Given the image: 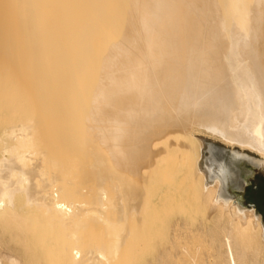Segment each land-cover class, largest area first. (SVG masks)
I'll return each instance as SVG.
<instances>
[{"label": "bare ground", "instance_id": "6f19581e", "mask_svg": "<svg viewBox=\"0 0 264 264\" xmlns=\"http://www.w3.org/2000/svg\"><path fill=\"white\" fill-rule=\"evenodd\" d=\"M27 86L41 110L63 99L73 118L76 103L71 129L88 134H59V121L47 134L45 117L38 134ZM0 126V223L13 226L26 263L135 264L132 227H145L149 206L156 219L169 206L185 214L183 228L205 214L196 231L222 239L226 264H264V225L228 191L238 187L230 158L196 135L204 127L264 165V0H0ZM74 164L99 186L78 188ZM103 166L126 188L122 207L108 206ZM107 207L122 208L118 221ZM89 217L115 226L112 243L94 238Z\"/></svg>", "mask_w": 264, "mask_h": 264}, {"label": "rangeland", "instance_id": "374dc122", "mask_svg": "<svg viewBox=\"0 0 264 264\" xmlns=\"http://www.w3.org/2000/svg\"><path fill=\"white\" fill-rule=\"evenodd\" d=\"M31 87V86H30ZM29 87V88H30ZM29 88H28V86H27V91H29ZM34 91H35V89H33ZM32 93H31V92ZM29 91V96H31L32 95V97H29L28 96V94H27V96L29 97V100H28V98H27V102L29 103H31V99L33 98V100L32 101H34V103H33V105H36V102L37 101H39L38 100V98L36 99V97H37V95L35 94V93H33L34 91H32V87H31V90ZM36 92V91H35ZM33 95H35L36 97H34ZM35 99V100H34ZM61 101V102H60ZM65 102V100H63V99H61V100H59V102L58 103H60L61 104V107H60V104H58V103H56L55 105H48V106H44V107H42V109L43 110H41V109H39L40 108V105H39V103L37 102V111L36 112H34V113H32V108H34V106L32 107V108H29L28 109V107H27V109L28 110H30V109H32L31 110V114L33 115L32 117H36V116H38V118L40 119V118H42V120L40 121V123H42V124H46V122L47 123H49L50 125L53 123V125L57 122L58 124H60V126H58L57 125V127H59V128H61L62 126V128H61V130H60V133H59V128H53L52 127V125L50 126V127H52L53 129H51L49 126L47 127V124H46V126L45 127H47L46 129H45V127H44V125H37L38 126V128L37 129H39V131L36 129V132L38 133V134H41V133H43V134H45L46 133V131H48L47 129L48 128H50V131H48L47 132V134H64L65 132H66V134H76V132H77V134H88V132H86V131H83V132H79L78 133V131H76V132H74L75 130H77L76 128H73V130L71 129V123H70V121L69 120H72V119H76L77 118V112H75L76 111V107H77V104H76V106H75V104H74V106H73V118H71L70 117V115H69V112H68V108L67 107H65L66 105L64 104V102ZM66 103V102H65ZM59 105V106H58ZM65 105V106H64ZM36 106H35V108H36ZM58 107V109L56 108V107ZM62 106L64 107L63 109H62ZM47 107V110H45V108ZM52 107V108H51ZM74 107H75V109H74ZM49 109V110H48ZM50 109L54 112V114H53V112L52 111H50ZM61 109H62V111H61ZM67 109V110H66ZM66 112H65V111ZM35 111V110H34ZM40 111V112H39ZM46 111V112H45ZM48 111H50V112H48ZM56 111V112H55ZM28 112V111H27ZM39 112V113H38ZM43 112V113H42ZM62 114H61V113ZM72 112V111H71ZM29 113V115H28V117L29 116H31V114H30V112H28ZM38 113V115H36V114ZM53 114L54 115V122L53 121H51L52 120V117H51V120L50 121H47L49 118V116L47 117V115L48 114ZM57 113V114H56ZM46 114V115H45ZM51 114V115H52ZM43 115V116H42ZM55 115H57V117H55ZM62 118H61V117ZM65 116V117H64ZM70 117V118H68V117ZM47 118L46 120H45V118ZM75 117V118H74ZM31 118V117H30ZM37 118V117H36ZM44 118V119H43ZM57 121H56V120ZM59 119H61V120H59ZM62 119H65L64 121L62 120ZM27 120H30L29 118L27 119ZM46 122H45V121ZM60 123H59V122ZM67 121H69V122H67ZM63 122L65 123V124H63ZM56 123V124H57ZM70 123V124H69ZM48 124V125H49ZM65 126V127H64ZM41 127H43L44 129H40ZM55 127V126H54ZM55 129H56V133L54 132L55 131ZM62 129L64 130L63 132H62ZM201 129V130H200ZM0 130H1V126H0ZM44 130V131H43ZM46 130V131H45ZM51 130L53 131V133H49V132H51ZM58 130V131H57ZM67 130V131H66ZM199 131H200V133L197 131L196 132V135H197V137L200 139L201 137V141L202 142H204V141H211V142H214V140H215V143H217V144H219V145H222L221 143H220V139H219V137L217 136V135H214V140H212V139H208V138H206V136H205V133L207 134V130L206 129H204V127L203 128H201V127H199ZM202 131V132H201ZM36 132H34L35 134H36ZM204 132V133H203ZM33 133V134H34ZM202 133V134H201ZM216 137V138H215ZM206 138V139H205ZM234 146V145H233ZM90 148H91V146H90ZM88 149V150H91L92 151V149L93 148H91V149ZM234 149L233 150H237V149H239L240 150V148H241V146L239 145L238 146V144H235V146L233 147ZM241 152H244V153H247L248 155H250V156H252V157H255V158H257V159H259L260 160V154L259 153H256V152H250V151H241ZM260 164V165H259ZM83 165L84 164H82V165H80L79 164V167L81 166V167H83ZM263 164L261 163V162H255V164H253V163H251V162H249V161H247L245 164H244V166H243V170H241L240 171V176L238 177V183H239V188H232V187H230L229 189H228V191L230 192V193H232L233 194V192H237V194H239L241 197H240V205L243 207V208H251V209H253L254 210V212L260 217V220L262 221V225H264V210L262 209V208H254V207H251V206H248L247 205V202H248V200H251V198L249 197L251 194H252V191L255 189V188H252V187H250V186H247V183H249L248 182V180H250L251 181V183H253V186H256L259 190H262V193H261V198H264V165L262 166ZM77 166V167H76ZM85 166V165H84ZM73 167V166H72ZM76 167V168H75ZM74 168L75 169H73V170H75L74 172L75 173H77V175L78 174H80V171H81V169H78V165H75L74 164ZM106 166H103V168H101V170H102V174L103 175H107V178H109V180H107L106 181V183L104 182V188L107 190V193H108V197H109V204H108V206H109V208L110 207H114V206H112V205H115V207H116V205H118L117 203H119L120 204V200L116 197V196H118L119 197V195H117V194H121V193H118L119 191H120V187H121V191H122V189L124 188V190L123 191H125L126 190V188L122 185L123 184V182L122 181H119V182H121L120 184H119V182L118 181H116V180H119V179H117V178H115L114 180V183L112 184V182H110L113 178L110 176L111 175V173H110V171H109V169L108 168H106L107 169V171H106ZM103 169H105V170H103ZM76 170H80V171H77L76 172ZM83 170H85L86 172V175L84 174L83 175ZM83 170H82V172H81V176L79 175V176H77V178H76V181H77V183L76 184H78V188H81L82 186V189L84 188V189H86L87 190V188H91V187H95V188H97V186H99V185H97V186H95L96 184H97V182H99L98 181V179L96 180V182L94 181V179L93 178H95L94 176V174H92V173H94V172H92V171H89V169H86V166L83 168ZM106 171V172H105ZM91 172V173H90ZM88 173V174H87ZM92 175V176H90V175ZM83 175V176H82ZM94 175V176H93ZM86 176H88L89 178L91 177V179L89 180V178L87 177L86 178ZM110 176V177H109ZM81 179V181L79 182V183H81V182H83V184L84 185H82L81 184V186L79 185V183H78V181L80 180L79 178ZM85 177V178H84ZM83 178V179H82ZM112 178V179H111ZM78 179V180H77ZM85 179H87V180H89V182H87V181H85ZM96 179V178H95ZM147 179V178H146ZM84 180V181H83ZM94 181V184L92 183L93 181ZM87 183L89 184V186L87 185ZM96 183V184H95ZM90 184H91V186H90ZM115 184V185H114ZM118 184V185H117ZM88 187H87V186ZM122 186H123V188H122ZM243 186V187H242ZM87 187V188H86ZM95 188H93V189H88V191H86V192H89V190H92V192L94 191V189ZM118 188H119V191H118ZM235 189V190H234ZM151 190H152V188H151ZM122 191V192H123ZM92 192H89L90 193V195L91 194H93ZM151 192V191H150ZM153 192V191H152ZM152 192L150 193V194H152ZM84 195H86V194H84ZM89 195V194H88ZM153 196V195H152ZM83 197V196H82ZM89 197V196H88ZM91 197V196H90ZM149 197L150 198H152L151 197V195H149ZM84 198H85V196H84ZM116 198L119 200V201H117L116 200ZM119 198H121V197H119ZM79 199H81V197L79 198ZM92 199H93V197H92ZM111 199V200H110ZM235 199V198H234ZM85 201V199H83L82 198V200L81 201ZM88 199L86 198V201H87ZM83 201V202H84ZM111 201V202H110ZM117 203H116V202ZM92 202V201H91ZM115 202V203H114ZM87 203L88 204H90V201L88 202L87 201ZM108 203V202H107ZM113 203V204H112ZM122 203V202H121ZM112 204V205H111ZM124 204V203H123ZM121 205V204H120ZM120 207V206H119ZM119 207L117 208V211H115V209L116 208H114V210L113 211H115V214H113L114 212L112 211V209L113 208H111V210H108L109 208L107 207V210H105L106 211V213H108V215L107 216H110V214L112 215V220H114V219H117L118 217L120 218V215H122L121 214V212H120V210L122 211V208H120L119 209ZM121 207H122V205H121ZM152 208H154V207H152V206H149V208L147 209V211H146V213H145V216L146 217H144V219H145V223L143 222V216H142V218H141V221H142V223L144 224V226L145 227H142L143 225L141 224V222L140 223H138V225H140V226H138L137 225V223H135L136 221L134 220V219H132L131 218V220L132 221H134V223H135V225H134V227H132L133 228V232H135V230L137 231L136 232V234L135 233H133V234H135V236H132L131 235V238L132 239H134V237L136 238V240L137 241H135V243H133V244H135L134 246L135 247H137V252H136V250H135V252H136V254H135V257L134 256H132V255H134V254H129V253H127V254H129L130 255V257L132 256L133 258H137V257H139V255L141 256L140 257V259L139 258H137V260L139 259V261H137V262H135V264H226L225 263V257H224V255L223 254H219V251H223L224 250V247H223V242H222V239H220V240H218V241H216V242H214V243H212L211 242V235H215L216 233H214V231H212L213 233H211L210 232V230L206 227V229H204V230H201L200 232L199 231H196V229H198V228H202V219H203V216H205V214L204 213H202V212H200V211H197L196 213H195V217H196V221H195V223L192 225V224H189V223H187L186 225H184V228H183V224H182V222L180 221V220H182V217H183V215H185L182 211L180 212L179 210H176L178 207H169V206H166V207H164L162 210H161V212L159 213V216H160V218L158 219H156V216H157V214H155L156 212L154 211V209H152ZM181 210H183V209H181ZM150 211V212H149ZM117 212V213H116ZM152 212V213H151ZM153 212H155V213H153ZM119 213V214H118ZM147 214H148V216H147ZM151 214V218H152V216L154 215L155 217H154V219L152 220L151 218H150V215ZM179 214L180 215H182V216H179ZM106 215H105V217H106ZM117 215V216H116ZM111 217V216H110ZM117 217V218H116ZM90 218H92V217H89V221H91L92 219H94V218H92L91 220H90ZM108 218V217H107ZM87 219V218H86ZM151 219V221H149ZM88 220V219H87ZM110 220V218H108V221ZM112 220H110L109 222H113ZM119 219H117V221H118ZM131 220L129 219V221H130V223L129 224H131L132 222H131ZM89 221H88V223H86L87 224V230L85 229V231L83 232V229H82V233H83V235H87L88 234V228H90V226L92 225L91 223H93V226L92 227H94V229H92L93 230V236H94V238L95 239H97V238H100V239H102V237H103V239H106V240H108V242H109V239H110V241H111V239H112V237L111 236H108L109 234L111 235V233L114 231V227L112 228V230L111 229H108V226L109 225H107V228H106V226L103 224L104 222L102 221V225H101V222L99 223L98 221H97V225H99V226H97V225H94V224H96V222H95V219L93 220V221H91V223H89ZM116 221V222H117ZM129 221H127V222H129ZM147 221V222H146ZM178 221H180L181 222V224L182 225H177V223H178ZM95 222V223H94ZM116 222H114V223H116ZM149 222V223H148ZM134 223H132V224H134ZM88 224H90L89 225V227H88ZM131 224V225H132ZM151 224V225H150ZM85 225V224H84ZM138 226V230L136 229L137 228V226ZM117 226V225H116ZM136 226V227H135ZM12 227L13 226H11L10 227V229H9V225H8V222H5V223H0V260H1V262H3L2 264H7L6 262H7V260H8V258H10V257H18V258H20V259H18L19 261H20V264H47V261H42V262H33V261H29V260H27V263H26V251H24L23 249H22V245L20 244V242L19 241H17V239H14L12 236H11V229H12ZM86 227V226H85ZM91 227V228H92ZM96 227V228H95ZM105 227V228H104ZM119 227V226H118ZM146 228V229H142V228ZM181 228L180 230H179V232L178 233H180L181 235L180 236H176L175 235V233H176V228ZM90 228V229H91ZM97 228H99V230H97ZM117 228V227H116ZM134 228H135V230H134ZM62 229V228H61ZM90 229H89V231H90ZM104 229H107V231H108V233H107V231H106V234H104L105 233V231H104ZM121 228H119V230H120ZM142 229V230H141ZM58 230V229H57ZM91 230V231H92ZM101 230V231H100ZM117 230H118V228H117ZM116 229H115V231H117ZM118 230V231H119ZM191 230H195V232H191ZM95 231H99V232H96V233H99V234H96L95 233ZM104 231V232H103ZM110 231V232H109ZM112 231V232H111ZM146 231V232H145ZM62 232H63V234L61 233V237H64V232H65V230H62ZM86 232V233H85ZM102 232H103V234H102ZM114 233V235H115V232H113ZM117 233V232H116ZM95 234H96V236H95ZM102 234V235H101ZM63 235V236H62ZM92 232H91V234H90V232H89V237H88V239H86L88 242H90V237L91 238H93L92 236ZM106 235V237L107 238H105L104 236ZM263 235H264V233H263ZM263 235H261V234H259L258 235V239L259 240H262V238L264 239V236ZM97 236H99V237H97ZM101 236V237H100ZM87 237V236H86ZM97 237V238H96ZM93 238V239H94ZM93 239H92V242H91V244L93 245L94 243V247L95 246H97V247H99V245L100 244H102V241L99 239V242H100V244L99 245H96L97 243H99V242H95V241H93ZM94 239V240H95ZM114 239V238H113ZM131 239V240H132ZM106 240H105V243H106ZM113 241V240H112ZM112 241L110 242V243H112ZM130 242H133V240L132 241H129V243ZM103 243H104V240H103ZM128 243V244H129ZM107 245H109L108 243H106ZM132 244V245H133ZM102 245H104V244H102ZM101 245V246H102ZM124 245H127V244H124ZM131 245V244H130ZM130 245H129V247H130ZM100 246V247H101ZM103 247V246H102ZM104 247H108V246H106V245H104ZM124 247H126V246H124ZM124 247H122V249L124 248ZM133 247V246H132ZM132 247L130 248V250L132 249ZM134 247V248H135ZM138 247H139V249H140V252L138 253V251H139V249H138ZM126 248H128V247H126ZM126 248H124L125 249V251L127 250ZM134 248H133V253H135L134 252ZM123 249V250H124ZM129 250V249H128ZM123 252V251H122ZM127 252V251H126ZM125 252V253H126ZM131 253V252H130ZM138 253V254H137ZM123 255H124V253H122ZM121 254V255H122ZM122 255V256H123ZM128 255V256H129ZM136 255H138L137 257H136ZM122 256H120V258L118 259L119 260V262H122V260L123 261H127V259H125V257L123 258ZM127 256V255H126ZM129 257V258H130ZM125 259V260H124ZM130 259H132V258H130ZM130 259H128V261L130 260ZM195 259V260H194ZM117 260V261H118ZM130 261H132V263L135 261V259H133V260H130ZM129 261V262H130ZM56 263V262H55ZM55 263H53V264H55ZM131 263V264H132ZM48 264H52V263H48ZM60 264V263H59ZM255 264H262V263H255Z\"/></svg>", "mask_w": 264, "mask_h": 264}, {"label": "water", "instance_id": "95a60500", "mask_svg": "<svg viewBox=\"0 0 264 264\" xmlns=\"http://www.w3.org/2000/svg\"><path fill=\"white\" fill-rule=\"evenodd\" d=\"M204 144L206 147L211 146L219 150L220 153L223 154V157H225V159L228 160L230 158L232 167L234 169L233 171L237 173L238 175L237 177L240 176V171L243 170V166L247 161L253 164H255V162L260 161L259 159L248 155L247 153L240 152L239 150L228 149L223 147L222 145H219L211 141H204ZM263 206H264V202H263Z\"/></svg>", "mask_w": 264, "mask_h": 264}, {"label": "flooded vegetation", "instance_id": "af4514ba", "mask_svg": "<svg viewBox=\"0 0 264 264\" xmlns=\"http://www.w3.org/2000/svg\"><path fill=\"white\" fill-rule=\"evenodd\" d=\"M248 182L249 183H247V186H250L255 189L252 191V194L249 196L251 200H248L247 205L254 208H262L264 210V206H263L264 198H261L262 190H259L256 186H253V183H251L250 180H248ZM237 186H238L237 188H239V183L237 184ZM231 195L233 196V198L235 199L238 198V200L240 201L241 196L237 194V192H233V194L231 193Z\"/></svg>", "mask_w": 264, "mask_h": 264}]
</instances>
